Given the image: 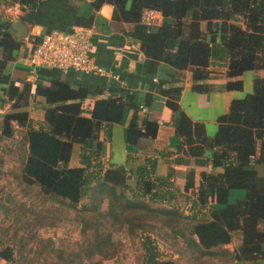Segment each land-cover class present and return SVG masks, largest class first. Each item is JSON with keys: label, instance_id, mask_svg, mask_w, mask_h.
<instances>
[{"label": "trees", "instance_id": "16d2710c", "mask_svg": "<svg viewBox=\"0 0 264 264\" xmlns=\"http://www.w3.org/2000/svg\"><path fill=\"white\" fill-rule=\"evenodd\" d=\"M103 4L112 6V19L132 23L130 34L146 57L170 65L177 77L191 71L195 91L209 89L206 80L215 76L210 67L214 60L225 63V75L230 78L248 70H264V0L91 1L94 9ZM147 8L160 12L159 25L149 28L140 23V15ZM18 46L15 34L2 27L3 59L10 58ZM225 87L241 89L242 82L230 80ZM180 91L176 84H169L162 91L176 135L182 139L178 150L187 147L190 155L199 157V163L211 165L209 172L200 173V183L192 191V212L183 216L195 220L189 223L191 242L202 253H208L229 244L233 233L239 231L241 242L234 252L235 259H264V230L260 227L264 223V176L254 167L264 163V76L256 77L252 91L233 99L228 111L217 117L214 136H208L204 125L194 122L180 107ZM35 94L44 97L47 103L42 123L35 127L27 111L16 110L3 115L0 128V140L13 136L16 128L23 132L27 147L22 170L25 182L38 185L48 198L71 208L77 207L87 188H91L94 201L99 200L104 190L116 192L118 200L121 199V203L117 202L121 211L143 207L151 212L160 211L165 224L177 227L174 225L179 214L174 207L152 209L124 195V189H131L135 192L133 198L159 196V189L152 182L155 158H145L134 172L124 165L108 164L103 168L99 136L103 133L110 140L112 124L120 121L127 106L124 100L98 98L88 111L82 106L87 90L57 78L49 85L38 84ZM28 97V90H19L14 85L7 90V99L14 108L24 106ZM156 131V121L145 119L140 124L137 113H133L126 128L127 161L135 160L140 141L153 138ZM74 144L79 145V153L78 164L72 167L69 160ZM206 149L212 150V155L201 158ZM217 167L222 171H216ZM192 173L186 177L185 191L194 186ZM132 175L134 188L127 182ZM233 188L244 189L245 196L229 203L228 193ZM173 197L170 193L167 198ZM85 208L87 205L83 204L82 209ZM11 251L8 247L0 249V258L11 259ZM99 253L106 255L103 250ZM142 264L177 263L158 258L156 249L148 245Z\"/></svg>", "mask_w": 264, "mask_h": 264}, {"label": "crops", "instance_id": "0c3cea01", "mask_svg": "<svg viewBox=\"0 0 264 264\" xmlns=\"http://www.w3.org/2000/svg\"><path fill=\"white\" fill-rule=\"evenodd\" d=\"M91 1L22 0L10 3L0 0V29L5 27L13 31L19 41V46L5 60L0 47V62H3L2 68L0 67V128L3 115L16 110L27 111L35 127L42 123L47 103L44 97L35 94V90L38 84H51L53 78L66 81L75 88H85L87 96L83 99L82 106L88 111L98 98H120L127 106L123 109L120 121L112 124L110 140H106L103 133L99 136L102 141L101 158L106 166L124 165L134 172L145 158H155L156 172L152 178L154 186L164 191L180 190L192 193L200 183V173L209 172L211 165L199 163V157L190 155L187 147L178 150L182 139L176 135L171 110L166 106L162 94L163 89L169 84L179 85L180 107L194 122L204 125L208 136H214L218 126L217 117L228 111L233 99L251 92L254 79L264 76V70H248L240 76L230 78L225 75V63L215 62V76L206 80L209 89L195 91L192 89L191 71L186 70L182 76L177 77L170 65L146 57L140 50L139 42L130 34L132 23L112 19L110 4L94 9ZM161 21L160 18L156 25ZM78 25L92 27L94 59L116 77H101L75 71L63 74L46 67H31L29 57L45 32L51 29L68 30ZM230 80H241V89L226 88L225 85ZM10 85L18 87L19 90H28L29 97L24 106H11L7 99ZM134 112L137 113L140 124L145 119L156 121L157 131L153 138L142 139L135 160L127 161L126 128ZM78 153L79 145L74 144L69 166L78 164ZM211 155L212 150L206 149L201 158H210ZM254 167L260 176H264V163H257ZM215 170L221 172L222 168L217 167ZM190 171L193 172L194 186L185 191L186 177ZM244 196V189L233 188L229 190L227 199L229 203H234L242 200ZM238 235L240 244L241 233ZM241 263L264 264V259L243 260Z\"/></svg>", "mask_w": 264, "mask_h": 264}, {"label": "rangeland", "instance_id": "374dc122", "mask_svg": "<svg viewBox=\"0 0 264 264\" xmlns=\"http://www.w3.org/2000/svg\"><path fill=\"white\" fill-rule=\"evenodd\" d=\"M215 62L210 65L214 73ZM26 149L19 128L13 136L0 140V249L12 250L11 259L0 258V264H142L148 245L156 249L158 258L177 264H243L234 254L239 232L229 244L208 253L191 242L189 223L195 220L183 216L192 212L194 192L161 188L159 196L151 199L148 195L133 198L135 192L124 189V195L140 205L177 209V227L165 224L160 211L145 207L121 211V199L106 190L94 201L91 188H87L77 207L71 208L48 198L38 185L24 181ZM103 165L105 169L104 161ZM133 178L127 179L131 188ZM170 193L173 198H167ZM83 204L87 208L82 209Z\"/></svg>", "mask_w": 264, "mask_h": 264}, {"label": "built area", "instance_id": "2783aa9c", "mask_svg": "<svg viewBox=\"0 0 264 264\" xmlns=\"http://www.w3.org/2000/svg\"><path fill=\"white\" fill-rule=\"evenodd\" d=\"M161 18L155 9H144L140 15V23L155 26ZM92 27L73 26L68 30L51 29L37 41L29 57L31 67H46L63 74L69 71L116 77L111 71L96 63L92 53Z\"/></svg>", "mask_w": 264, "mask_h": 264}, {"label": "water", "instance_id": "95a60500", "mask_svg": "<svg viewBox=\"0 0 264 264\" xmlns=\"http://www.w3.org/2000/svg\"><path fill=\"white\" fill-rule=\"evenodd\" d=\"M11 32H13V31H11ZM14 33V32H13ZM15 34V33H14ZM16 35V34H15Z\"/></svg>", "mask_w": 264, "mask_h": 264}]
</instances>
